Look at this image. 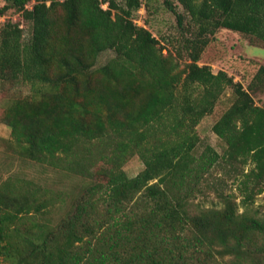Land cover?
<instances>
[{"label":"trees","instance_id":"trees-1","mask_svg":"<svg viewBox=\"0 0 264 264\" xmlns=\"http://www.w3.org/2000/svg\"><path fill=\"white\" fill-rule=\"evenodd\" d=\"M147 1L0 7V17L21 14L0 27V79L31 86L0 115L10 142L23 157L84 179L103 164L101 180H87L57 222L40 185L4 179L0 264H264V216L250 207L264 193V99L255 98L264 65L245 87L200 63L220 28L264 42V0H163L181 31L176 44L134 21ZM106 50L115 55L97 66ZM228 88L234 100L213 125L223 153L207 144L197 154L196 128ZM135 155L145 167L130 177L124 165ZM225 167L241 203L220 193L221 207L191 210L207 173Z\"/></svg>","mask_w":264,"mask_h":264},{"label":"rangeland","instance_id":"rangeland-1","mask_svg":"<svg viewBox=\"0 0 264 264\" xmlns=\"http://www.w3.org/2000/svg\"><path fill=\"white\" fill-rule=\"evenodd\" d=\"M122 3L124 0H117ZM178 3L177 0H173ZM5 0H0V7L5 5ZM33 2L28 4L32 7ZM106 8L107 5H104ZM21 18V14L9 9L0 17V27L6 21L15 22ZM134 21L150 29L162 44L172 41L177 43L181 36L175 14L163 3V0H148L142 7L134 13ZM172 47V45H170ZM167 53V49H164ZM115 52L106 50L99 55L97 66L106 64ZM184 65L185 59H182ZM201 64L211 65L213 71H227L234 77L235 81L248 87L249 83L257 73L259 67L264 65V42L247 34L235 32L225 28H220L211 42L205 48ZM31 93V86L22 81L0 79V115L4 111L8 100L23 97ZM256 101L261 103L264 93L255 95ZM234 100L232 89H226L218 100L214 111L202 118L197 126L200 141L195 152L200 154L207 144L212 145L220 153H223L224 143L213 131L214 123ZM11 128L0 121V185L4 179L13 176L21 181H32L37 183L46 191V196L51 198V217L57 222L63 217L71 205L75 202L80 189L87 180H101L98 175L99 168L103 165L99 162L87 179H84L64 167H57L49 164H42L34 159L23 157L19 148L10 142ZM96 154L98 151L95 152ZM145 167L139 155L129 159L124 165V169L130 177L136 176ZM246 168H249L247 166ZM228 168L220 170L212 169L206 175L199 188H196L189 198L190 209L198 212L209 207H221L223 199L220 193H234L238 203H241L243 195L239 190V182L234 178V174L226 172ZM225 170V172H224ZM106 180V178H105ZM254 213L264 216V193L256 196L250 206ZM244 208L240 207V211ZM228 258V257H227Z\"/></svg>","mask_w":264,"mask_h":264}]
</instances>
